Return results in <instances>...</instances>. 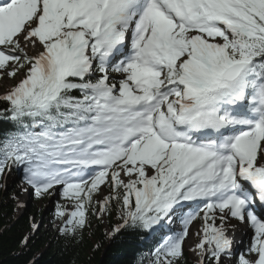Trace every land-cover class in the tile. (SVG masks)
Listing matches in <instances>:
<instances>
[{
    "label": "snow or ice",
    "instance_id": "snow-or-ice-1",
    "mask_svg": "<svg viewBox=\"0 0 264 264\" xmlns=\"http://www.w3.org/2000/svg\"><path fill=\"white\" fill-rule=\"evenodd\" d=\"M5 77L0 188L59 196L64 251L114 220L138 264H264V0H0Z\"/></svg>",
    "mask_w": 264,
    "mask_h": 264
},
{
    "label": "trees",
    "instance_id": "trees-1",
    "mask_svg": "<svg viewBox=\"0 0 264 264\" xmlns=\"http://www.w3.org/2000/svg\"><path fill=\"white\" fill-rule=\"evenodd\" d=\"M14 193L13 186L9 185L7 192L0 188V264H28L37 256L38 264H138L141 254L151 249L152 244L138 234L124 233L109 239L106 232L114 220L105 221V225L93 220L81 239L67 251L63 250V242L57 241L56 232L43 229L25 250L20 240L31 231L30 217L39 220L41 211L36 207L31 210L18 207L17 200L12 199ZM185 264H195L187 253Z\"/></svg>",
    "mask_w": 264,
    "mask_h": 264
},
{
    "label": "rangeland",
    "instance_id": "rangeland-1",
    "mask_svg": "<svg viewBox=\"0 0 264 264\" xmlns=\"http://www.w3.org/2000/svg\"><path fill=\"white\" fill-rule=\"evenodd\" d=\"M14 81L10 78H4L0 80V94H2L4 91H6L8 88H10L13 85ZM21 180V173L19 172H13L9 177H8V186H13L17 187L16 192H18V186L20 184ZM15 192V193H16ZM59 196L55 198H44V199H36L35 196L31 193V190L29 193H22L19 195L18 200L19 202H22L28 210L35 209L41 211V217L39 218V221L41 220V228L43 231L46 232H56L55 228L53 227L54 223V210H55V204L59 200ZM25 207V208H26ZM38 222V220H37ZM200 227L199 221L193 223V233H190L187 241H186V246H194L195 243L197 242V237L195 235L196 230ZM251 233L247 232L242 235L244 240L239 244V246L236 248L237 251L242 250L246 244L248 243L250 239ZM189 257L191 260L195 261V258L191 252H188Z\"/></svg>",
    "mask_w": 264,
    "mask_h": 264
},
{
    "label": "bare ground",
    "instance_id": "bare-ground-1",
    "mask_svg": "<svg viewBox=\"0 0 264 264\" xmlns=\"http://www.w3.org/2000/svg\"><path fill=\"white\" fill-rule=\"evenodd\" d=\"M192 226H193V225L190 226V233H193V232H194ZM243 234H244V232H239V231H238V232L235 234V237H234L235 242L237 241V237H238L237 235H241V236H242Z\"/></svg>",
    "mask_w": 264,
    "mask_h": 264
}]
</instances>
